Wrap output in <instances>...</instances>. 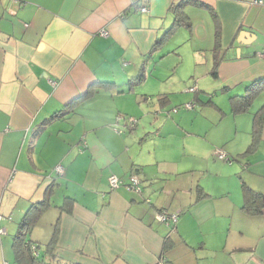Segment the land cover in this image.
Here are the masks:
<instances>
[{
	"label": "crops",
	"instance_id": "obj_1",
	"mask_svg": "<svg viewBox=\"0 0 264 264\" xmlns=\"http://www.w3.org/2000/svg\"><path fill=\"white\" fill-rule=\"evenodd\" d=\"M263 44L264 0H0V264L33 205L35 264H264Z\"/></svg>",
	"mask_w": 264,
	"mask_h": 264
},
{
	"label": "trees",
	"instance_id": "obj_2",
	"mask_svg": "<svg viewBox=\"0 0 264 264\" xmlns=\"http://www.w3.org/2000/svg\"><path fill=\"white\" fill-rule=\"evenodd\" d=\"M260 88H264V79L250 82L248 85H246V88L242 93L229 96L232 111L238 112L248 110L256 91ZM263 125L264 101L252 116V140L250 146H253L256 143V140L261 134ZM241 187L244 196L243 207L245 208V210L249 213L260 212L262 209L261 192L252 189L245 182H242ZM35 207H37V205H33L30 207L28 212L19 223L18 231L12 237V246L14 250L15 260L19 264H35L36 262L40 261V257L37 256V254H35L33 249L31 248L32 245H34L36 249L37 244L31 242V240L26 237L34 220L33 209Z\"/></svg>",
	"mask_w": 264,
	"mask_h": 264
},
{
	"label": "built area",
	"instance_id": "obj_3",
	"mask_svg": "<svg viewBox=\"0 0 264 264\" xmlns=\"http://www.w3.org/2000/svg\"><path fill=\"white\" fill-rule=\"evenodd\" d=\"M255 2H261V0H254ZM138 9L140 11H145L146 10V7L144 6H140L138 7ZM100 33L102 35H106L107 34V31L106 30H101ZM256 54L260 57H264V44L262 46V48L260 50H258L256 52ZM195 89V86H191L189 87V90H194ZM194 104L192 102H186L184 104V106L186 108H191ZM121 118L120 116H118V119ZM127 121H128V125L129 126H132L134 125L135 123V119L131 116H129L127 118ZM215 154L219 157V158H222L228 162L231 161V159L225 154V152L221 149V148H216L215 150ZM62 168L61 166L57 165L55 166V171L56 172H61ZM108 185H109V188L110 189H114L120 185H126L128 188L132 189V190H135L137 192H141V186H140V183H139V179L137 177V175L135 173H130L127 177V179L121 177V176H118L114 173H111L109 176H108ZM146 201L149 202V198L146 197L145 198ZM177 212H168L166 210H158V211H155V218L158 220V221H161V222H164L168 225H171L172 228H173V225L175 224L176 220H177ZM0 218H1V214H0ZM4 228L2 226H0V233H4ZM34 251V253L36 254L37 251L35 249V246L32 245L31 247ZM3 264H8V262H3ZM156 264H164L162 260H158L156 262Z\"/></svg>",
	"mask_w": 264,
	"mask_h": 264
},
{
	"label": "rangeland",
	"instance_id": "obj_4",
	"mask_svg": "<svg viewBox=\"0 0 264 264\" xmlns=\"http://www.w3.org/2000/svg\"><path fill=\"white\" fill-rule=\"evenodd\" d=\"M185 46L189 48L190 47V43L187 42ZM118 116H120L122 120H125V119L127 120V118L129 117L127 115L118 114L116 116V120L120 119V118L118 119ZM198 160H200V158ZM199 162H200V167L197 168L196 174L197 175H206L207 176L208 173L206 172V170H207L206 166L209 165L208 162L205 161V159H201ZM40 255H42V252L40 253Z\"/></svg>",
	"mask_w": 264,
	"mask_h": 264
},
{
	"label": "water",
	"instance_id": "obj_5",
	"mask_svg": "<svg viewBox=\"0 0 264 264\" xmlns=\"http://www.w3.org/2000/svg\"><path fill=\"white\" fill-rule=\"evenodd\" d=\"M246 36V35H245ZM238 50V49H237Z\"/></svg>",
	"mask_w": 264,
	"mask_h": 264
}]
</instances>
